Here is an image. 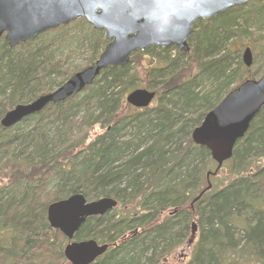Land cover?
<instances>
[{"label":"trees","instance_id":"trees-1","mask_svg":"<svg viewBox=\"0 0 264 264\" xmlns=\"http://www.w3.org/2000/svg\"><path fill=\"white\" fill-rule=\"evenodd\" d=\"M193 28L188 52H134L127 65L103 69L80 93L9 128L1 125L7 111L92 65L108 40L83 18L15 48L0 37V264H70L67 239L46 212L77 193L118 201L75 235L110 246L91 264H161L191 239L193 222L198 235L186 264H264V106L209 177L210 189L217 164L191 137L229 91L262 75L264 0ZM246 47L252 67L242 60ZM141 87L156 93L153 103L128 105L127 94ZM96 126L101 132L92 134Z\"/></svg>","mask_w":264,"mask_h":264},{"label":"water","instance_id":"water-1","mask_svg":"<svg viewBox=\"0 0 264 264\" xmlns=\"http://www.w3.org/2000/svg\"><path fill=\"white\" fill-rule=\"evenodd\" d=\"M252 0H0V37L11 48L45 31L85 19L96 30L104 31L109 43L90 66L72 74L54 91L35 100L18 104L7 111L1 124L5 128L42 111L50 103H59L91 85L103 69L127 65L136 51L150 47H177L190 50L193 26L226 10ZM246 67L253 64V53L246 47L242 54ZM156 93L138 88L128 93L126 102L136 108L150 106ZM264 106V71L258 79H247L229 93L194 128L192 141L206 147L217 174L231 159L234 147L247 133L251 122ZM205 191V190H204ZM200 197V196H199ZM198 199V198H197ZM112 197L87 201L81 193L51 202L47 206L50 226L67 239L64 256L70 264H91L109 248L94 239L75 241L74 236L89 217L102 216L117 206ZM195 230V229H194ZM194 233V231H193Z\"/></svg>","mask_w":264,"mask_h":264},{"label":"rangeland","instance_id":"rangeland-1","mask_svg":"<svg viewBox=\"0 0 264 264\" xmlns=\"http://www.w3.org/2000/svg\"><path fill=\"white\" fill-rule=\"evenodd\" d=\"M85 58L86 55H83L82 57L81 56L77 57L75 61H71L72 67L82 66L85 63L86 60ZM147 60L148 59H144L145 63L147 62ZM91 132L92 134H98L101 132V129L99 126H96ZM224 176H225L224 173H220L219 178L224 179ZM195 242L196 239H194L192 242L187 241L183 246L178 248L172 255H170L165 261L163 260L161 264H186L191 258V253Z\"/></svg>","mask_w":264,"mask_h":264},{"label":"bare ground","instance_id":"bare-ground-1","mask_svg":"<svg viewBox=\"0 0 264 264\" xmlns=\"http://www.w3.org/2000/svg\"><path fill=\"white\" fill-rule=\"evenodd\" d=\"M17 105H18V104H17ZM5 114H6V113H5ZM5 114H4V115H5ZM3 118H4V116L2 117V119H3ZM2 119H1V120H2ZM1 125H2V124H1ZM203 193H204V190H203L200 194H198V195L201 197ZM199 196H198L197 198H200ZM112 198H113V197H112ZM197 198H196V199H197ZM194 201H195V200H192V202L190 203V206L194 203ZM191 228H192V231H194V232H198V227H197L196 222H193V223H192ZM194 229H195V230H194Z\"/></svg>","mask_w":264,"mask_h":264},{"label":"flooded vegetation","instance_id":"flooded-vegetation-1","mask_svg":"<svg viewBox=\"0 0 264 264\" xmlns=\"http://www.w3.org/2000/svg\"><path fill=\"white\" fill-rule=\"evenodd\" d=\"M91 201H93V200H91ZM111 211H112V210H111ZM111 211H110V212H111ZM107 213H109V212H107ZM107 213H106V214H107ZM104 215H105V214H104ZM102 216H103V215H102ZM93 217H94V216H93ZM81 227H82V226H81ZM79 230H80V229H79ZM79 230H78V231H79ZM76 233H77V232H76ZM75 235H76V234H75ZM197 235H198V232H194V233H193V231H191V239H189L188 242H192L194 239L197 240ZM74 240H75V241H82V240H76V239H75V236H74ZM87 240H88V239H87ZM109 248H110V246H109ZM109 248H108V249H109Z\"/></svg>","mask_w":264,"mask_h":264}]
</instances>
